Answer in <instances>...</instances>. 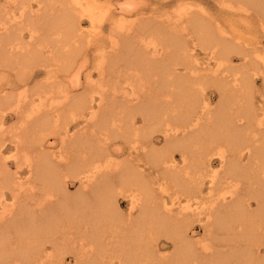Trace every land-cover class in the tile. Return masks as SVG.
<instances>
[{"label": "bare ground", "instance_id": "1", "mask_svg": "<svg viewBox=\"0 0 264 264\" xmlns=\"http://www.w3.org/2000/svg\"><path fill=\"white\" fill-rule=\"evenodd\" d=\"M4 1L0 264H264L260 41L202 9ZM216 1L264 35V0Z\"/></svg>", "mask_w": 264, "mask_h": 264}, {"label": "rangeland", "instance_id": "2", "mask_svg": "<svg viewBox=\"0 0 264 264\" xmlns=\"http://www.w3.org/2000/svg\"><path fill=\"white\" fill-rule=\"evenodd\" d=\"M104 1L105 0H96V3L98 5H104ZM138 5V7H140V5H142V3H146V7L143 9L144 12L142 13V17L143 16H153V15H159V14H167L169 15V13H171L175 8H177L178 6H181V7H186V8H191V9H202L204 10V13L205 15L208 17V19H210V21H213L211 22L212 25L216 26V25H221L222 29L226 32H228L230 35L231 34H234L232 31V28L226 23V21L228 19L231 20V22H234V24H236V33L238 35L241 36V38L245 41V46L249 43L252 42L253 39H256L257 41H260L258 44L264 48V35L262 34V32L256 27V24H252V27L251 28H245L246 23L244 21V18H243V15H242V12H239L240 14L239 15H236V14H232L231 15V12L234 11V9L232 8H227V7H224L221 8L217 1L216 0H170L168 3L166 2H162L163 0H161V3L157 4L154 2V0H135ZM5 2L4 0H0V3H3ZM30 4H32L34 6V1L31 0L29 1ZM163 3V4H162ZM149 7V8H148ZM7 8V7H6ZM153 8V9H152ZM219 9V10H218ZM220 10H223L225 12H227L226 14H222ZM16 12V10L14 11ZM13 13V11L11 12ZM17 13V12H16ZM206 17V18H207ZM216 21V22H215ZM106 23V24H105ZM221 23V24H220ZM108 23L107 22H102L100 25V27L97 29V33L96 35L93 37V39H100V37L103 38L106 37L107 35V25ZM107 25V26H106ZM102 27V28H101ZM105 28V29H104ZM254 28V29H253ZM82 29L84 31H87V30H91V24L85 20V22L82 23ZM98 30H101V32H98ZM100 35V36H99ZM23 37H25L24 39H27L28 38V35L27 34H24ZM27 37V38H26ZM101 41V40H100ZM263 44V45H262ZM100 45L105 47L107 45V40L102 39V41L100 42ZM47 51V48H44L43 49V52H46ZM195 53H198V58H199V61L201 62H205L206 61V56L203 52H201L199 49L196 50ZM231 60L233 62H231L232 64L231 65H236L238 63H240L239 59L237 58V56L235 55H232L231 56ZM4 73V74H3ZM3 74V75H2ZM0 86L4 88V85L6 82V80L9 79V81H12L13 80V76L12 75H9L7 74L6 71L4 72H1L0 73ZM44 77L42 74L38 75V77H34L36 80H41L40 78ZM259 78L256 79V82H255V85L257 87L260 86L261 84V81L260 79L258 80ZM6 88H10V87H7ZM256 96V95H255ZM256 101H258V97L256 96ZM215 100V99H214ZM8 115V116H7ZM6 116V120H5V123L7 126L11 125L14 121V118L12 116V114H7ZM9 120V121H8ZM8 146H6V151H4V155H9L10 152L8 151ZM8 164H11L10 165V168L13 169V166H12V161H10V159H8L7 161ZM23 172V169H21L20 173ZM76 188V184L73 183L70 185L69 189H70V192H73V190H75ZM125 202H122V205H121V209L122 211H124L125 209ZM194 238L196 239H199L201 238V233H197V232H194ZM172 251V248L171 247H162L160 248V253H163V254H166V253H170ZM70 259L67 258L66 259V263H69Z\"/></svg>", "mask_w": 264, "mask_h": 264}]
</instances>
